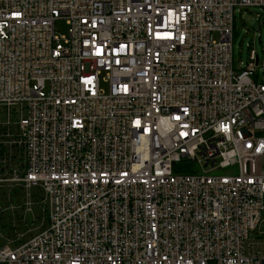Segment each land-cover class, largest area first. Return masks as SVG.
Listing matches in <instances>:
<instances>
[{
    "label": "built area",
    "instance_id": "2783aa9c",
    "mask_svg": "<svg viewBox=\"0 0 264 264\" xmlns=\"http://www.w3.org/2000/svg\"><path fill=\"white\" fill-rule=\"evenodd\" d=\"M253 7L0 0V217L42 220L0 227V264H264V78L233 50Z\"/></svg>",
    "mask_w": 264,
    "mask_h": 264
},
{
    "label": "rangeland",
    "instance_id": "374dc122",
    "mask_svg": "<svg viewBox=\"0 0 264 264\" xmlns=\"http://www.w3.org/2000/svg\"><path fill=\"white\" fill-rule=\"evenodd\" d=\"M235 17L234 65L238 69L252 66L255 63V57L259 56V65L256 67V71L260 74V78H264L262 71V63L264 64V9L259 7L239 9L236 11ZM56 30L60 35L68 34L66 22L57 21ZM103 89L108 91V85H103ZM194 168L200 171L198 166ZM216 172L223 173L225 171L218 170ZM15 214H18L15 220L10 215L11 221L13 225L18 226V232L22 233L24 238L36 233L42 226V220L33 222V215L25 216L24 220L22 212Z\"/></svg>",
    "mask_w": 264,
    "mask_h": 264
},
{
    "label": "trees",
    "instance_id": "16d2710c",
    "mask_svg": "<svg viewBox=\"0 0 264 264\" xmlns=\"http://www.w3.org/2000/svg\"><path fill=\"white\" fill-rule=\"evenodd\" d=\"M0 227L2 229L6 230V233L7 234H11L14 231V229L17 228L18 226L13 225L10 216H7V215L4 216V215H2L0 217Z\"/></svg>",
    "mask_w": 264,
    "mask_h": 264
},
{
    "label": "snow or ice",
    "instance_id": "6c2138e0",
    "mask_svg": "<svg viewBox=\"0 0 264 264\" xmlns=\"http://www.w3.org/2000/svg\"><path fill=\"white\" fill-rule=\"evenodd\" d=\"M137 123H139V122L137 121Z\"/></svg>",
    "mask_w": 264,
    "mask_h": 264
}]
</instances>
